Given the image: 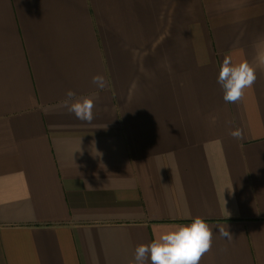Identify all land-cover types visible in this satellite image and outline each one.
Returning <instances> with one entry per match:
<instances>
[{
  "label": "crops",
  "instance_id": "obj_1",
  "mask_svg": "<svg viewBox=\"0 0 264 264\" xmlns=\"http://www.w3.org/2000/svg\"><path fill=\"white\" fill-rule=\"evenodd\" d=\"M197 216L200 264H264V0H0V264H130Z\"/></svg>",
  "mask_w": 264,
  "mask_h": 264
},
{
  "label": "clouds",
  "instance_id": "obj_2",
  "mask_svg": "<svg viewBox=\"0 0 264 264\" xmlns=\"http://www.w3.org/2000/svg\"><path fill=\"white\" fill-rule=\"evenodd\" d=\"M256 69L249 62L234 64L230 56H225L220 67L217 83L223 90L225 103H239L246 91L256 82ZM92 83L99 88L105 86L104 77L95 75ZM65 106L69 113L81 121L90 123L95 107L94 99L89 96L76 97L69 90L66 93ZM237 140L243 139V132L237 128L230 132ZM220 237L231 241L233 235L228 226H217ZM213 227L203 217L197 216L188 224L172 225L161 232L148 244L135 248L130 264H200L201 258L208 253L213 244Z\"/></svg>",
  "mask_w": 264,
  "mask_h": 264
}]
</instances>
